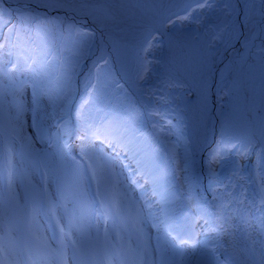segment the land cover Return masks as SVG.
I'll use <instances>...</instances> for the list:
<instances>
[{
  "label": "rangeland",
  "instance_id": "rangeland-1",
  "mask_svg": "<svg viewBox=\"0 0 264 264\" xmlns=\"http://www.w3.org/2000/svg\"><path fill=\"white\" fill-rule=\"evenodd\" d=\"M0 3L12 15L0 28V65L17 60L12 70L15 75L9 81L13 84L16 78L21 80L18 91H9L6 78L0 74V123L15 126L10 131L9 146L21 144L22 139L31 141L32 129L38 134L41 128L48 129L50 138V134L57 133L56 126H61L58 134L50 138L55 144L58 140L59 146L45 141L50 150L39 155L38 162L42 173L60 177L56 200L25 187L20 188L23 199L19 202L8 194L2 197L0 192V202L6 200L11 204L5 206V211L10 208V219L21 227V235L13 237L8 233L0 238L4 257L0 264H28L24 259L20 261L22 248L35 264H161L167 256L173 258L172 264H177L180 251L186 262L180 257L179 264H211V260L216 264L214 254L212 258L208 256L194 239H190L192 244L177 245L179 233L165 235L162 245L158 243L157 235L164 234L169 225L168 221L164 224L168 217L159 201L179 196L171 205V218L190 216L188 207L192 200L199 204L197 212L191 206L190 209L200 213L201 187L205 191L201 181L199 184L200 177L216 179L231 165H242L254 176L260 191L264 190V0H252L242 47L222 71L225 88L216 100L218 125L214 137L208 131L211 72L234 18L236 0H0ZM24 9L44 13L45 17L24 23L25 19L18 15ZM37 26L48 29L40 42L35 36ZM181 34L188 38L181 40ZM126 37V42L120 39ZM114 39L121 42L116 44ZM71 44L79 46L78 52L70 49ZM126 46L145 58L147 67L137 77L143 88L141 98L148 101L145 104L138 89L125 86L116 73L118 48ZM178 47L181 54L175 50ZM108 69L114 72L110 80L106 78ZM253 76L257 77L256 84L250 80ZM227 122L233 126L232 131L227 132ZM61 130L65 135H60ZM77 133H88L90 144L141 150L143 162L98 145L79 143L80 146L71 149ZM83 154L94 162L87 171L101 170L104 176L77 182L72 170L54 158L73 157L85 169L77 160ZM151 162L167 166L168 171L161 174L158 184L150 181L152 185H148L142 181L145 179L142 170ZM16 166L25 170L21 163ZM3 168L0 160V174ZM145 174L149 178L157 176L151 168ZM5 181L11 182L8 177ZM161 183L169 189L158 196L154 192L160 190ZM72 187L74 196L66 189ZM8 189L9 186L4 187L5 191ZM61 190L68 195V202L74 198L70 204L62 199ZM135 195L140 196L145 211L157 223L152 245L145 243L144 232L135 230L143 231L145 214L138 212V218L129 215L128 201L134 202ZM55 201L59 208L62 204H83L86 209L101 207L110 211L111 216L101 217L100 221L99 216L89 213L84 217L85 224L77 222L81 218L61 222L55 215L46 214V210L42 212ZM110 201L115 205L111 210L107 206ZM45 219L52 227L44 223ZM94 221L96 224H91ZM29 223L36 233L48 238L58 228L67 230L75 245L59 249L63 256L74 252L78 258L67 259L59 254H54L51 260L38 257L35 229ZM122 225L134 231L140 253L137 259L126 258L128 244L120 238ZM24 236L25 244L21 241ZM39 243L47 247L44 239ZM112 247L117 248L118 257L111 255ZM222 260L226 264L224 255Z\"/></svg>",
  "mask_w": 264,
  "mask_h": 264
},
{
  "label": "bare ground",
  "instance_id": "bare-ground-1",
  "mask_svg": "<svg viewBox=\"0 0 264 264\" xmlns=\"http://www.w3.org/2000/svg\"><path fill=\"white\" fill-rule=\"evenodd\" d=\"M18 15L25 19L23 21L27 24L34 19L45 17L44 13L36 14L29 9L22 10ZM222 15L225 16L224 13ZM11 19V11L0 3V22L2 23L0 28ZM47 32V28L37 26L35 29L37 41H43ZM180 36L181 40L188 38L186 34ZM120 39L127 41V37ZM139 41L141 43V40ZM114 42L118 44L121 41L114 39ZM70 49L78 52L79 46L71 44ZM118 50L116 73L121 77L125 86L138 89L139 98L143 101L141 98L143 88L138 85L137 77L142 74L143 67L144 69L147 67L144 55L127 46L118 48ZM175 50L181 54L180 47ZM120 51L123 52L120 53ZM113 76L114 72L108 69L106 78L110 80ZM250 80L255 84L258 82L256 76L251 77ZM256 91L258 90L255 88L254 93ZM147 102L143 101V104ZM226 125L227 132L233 130L229 122ZM212 129L214 127H211ZM201 181L206 185L205 191L211 200L222 245L227 251L226 259L231 264H264V200L254 176L244 170L242 165H231L222 172L220 177L216 179L202 177ZM148 222L151 235L155 228L151 215L148 216ZM108 227L107 225V229Z\"/></svg>",
  "mask_w": 264,
  "mask_h": 264
},
{
  "label": "water",
  "instance_id": "water-1",
  "mask_svg": "<svg viewBox=\"0 0 264 264\" xmlns=\"http://www.w3.org/2000/svg\"><path fill=\"white\" fill-rule=\"evenodd\" d=\"M244 4V7H243ZM252 0H236L235 15L229 23L225 39L221 43L222 50L215 59L211 72V97L209 102V125L208 131L211 137L217 132V105L216 100L225 88V81H221L222 71L230 64V54L242 46L245 37L248 19L251 13ZM214 127V132L211 130Z\"/></svg>",
  "mask_w": 264,
  "mask_h": 264
},
{
  "label": "trees",
  "instance_id": "trees-1",
  "mask_svg": "<svg viewBox=\"0 0 264 264\" xmlns=\"http://www.w3.org/2000/svg\"><path fill=\"white\" fill-rule=\"evenodd\" d=\"M235 8H236V6H235ZM247 31V30H246ZM242 47V46H241ZM241 47L240 48H238V49H236L234 52H232L231 53V55H230V57L234 54V53H237L240 49H241ZM231 59V58H230Z\"/></svg>",
  "mask_w": 264,
  "mask_h": 264
}]
</instances>
